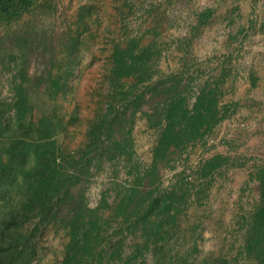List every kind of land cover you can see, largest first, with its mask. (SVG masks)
Wrapping results in <instances>:
<instances>
[{
	"label": "trees",
	"instance_id": "16d2710c",
	"mask_svg": "<svg viewBox=\"0 0 264 264\" xmlns=\"http://www.w3.org/2000/svg\"><path fill=\"white\" fill-rule=\"evenodd\" d=\"M89 10L87 4L79 8L77 26ZM55 12V0H0V72L6 71L11 92L6 97L0 89V264H35L49 226H59L67 238L60 264H205L213 254L199 258L200 223L184 224L183 218L207 197L213 173L227 157L206 159L192 181L184 171L168 186L161 178L174 156L228 116L231 105L220 104L223 74H209L195 91L194 74L160 73L157 40L142 44L134 36L115 43L107 92L81 144L71 150L61 139L67 127L59 107L43 101L46 92L55 97L64 90L65 78L74 73L78 35L61 43L68 52L65 70L30 72L38 57L52 52L49 31L38 26L37 17ZM209 17L200 12L197 26ZM140 119L156 131L149 163L136 156ZM112 161L117 173L125 169L126 179L115 182L112 200L103 191L92 207L91 177ZM259 179L260 201L247 219L240 250L232 259L213 257V264H264L263 172Z\"/></svg>",
	"mask_w": 264,
	"mask_h": 264
},
{
	"label": "rangeland",
	"instance_id": "374dc122",
	"mask_svg": "<svg viewBox=\"0 0 264 264\" xmlns=\"http://www.w3.org/2000/svg\"><path fill=\"white\" fill-rule=\"evenodd\" d=\"M55 1V14L37 17L38 26L49 31L52 52L38 57L30 72L39 75L52 67L54 74L65 70L68 52L61 43L78 35L79 46L73 53L77 65L65 78L64 90L55 97L43 92V102L60 109L67 127L61 139L71 150L81 144L107 92L108 56L115 43L123 44L134 36L142 44L157 40L160 73L185 70L194 74L195 91L209 74H223L220 104L231 105L228 116L204 139L174 156L170 166L163 168L161 182L168 186L182 171L192 181L198 177V165L206 159L227 157V163L213 173L207 197L194 202L183 219L184 224L200 223L199 258L212 253L213 257L232 259L241 248L247 219L260 201L259 175L264 173V24H259L264 22V0L250 4L253 19L249 20L247 39L241 31L247 16L243 18L240 12L247 10L245 0H89L90 10L80 26L75 5L68 0ZM210 6L214 7L211 16L197 26L200 10ZM1 36L0 29V40ZM5 72H0V89L9 97ZM193 101L191 95L189 102ZM134 136L136 156L149 163L156 131L147 130L140 119ZM125 179V169L117 173V161L105 162L91 177L89 205L96 206L103 191L112 200L115 182ZM66 239L59 226L47 227L39 240L35 264H60ZM212 258L205 264H213Z\"/></svg>",
	"mask_w": 264,
	"mask_h": 264
},
{
	"label": "crops",
	"instance_id": "0c3cea01",
	"mask_svg": "<svg viewBox=\"0 0 264 264\" xmlns=\"http://www.w3.org/2000/svg\"><path fill=\"white\" fill-rule=\"evenodd\" d=\"M89 0H68V3H73V5H75V7H76V9L77 10H79V8L81 7V6H84V5H86L87 4V2H88ZM252 1H255V0H245L244 1V4H245V6L247 7V10H246V12L244 11V8H243V10L242 11H240L241 12V14L243 15V18H244V16H247V23H244L243 25H242V27H241V31H242V36L245 38V39H247L249 36H250V30H249V27H250V22H249V20L251 21L253 18L251 17V11H250V4L252 3ZM259 1V0H258ZM213 8L214 7H205V8H203V9H201L200 11L201 12H203V11H208L209 13H210V16H211V14H212V12H213ZM245 21V20H244ZM263 20H260L259 21V24L260 25H263L264 24V22H262Z\"/></svg>",
	"mask_w": 264,
	"mask_h": 264
}]
</instances>
